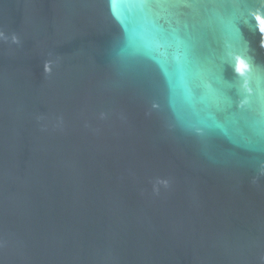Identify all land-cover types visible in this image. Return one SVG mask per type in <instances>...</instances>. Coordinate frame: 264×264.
<instances>
[{
	"label": "water",
	"instance_id": "obj_1",
	"mask_svg": "<svg viewBox=\"0 0 264 264\" xmlns=\"http://www.w3.org/2000/svg\"><path fill=\"white\" fill-rule=\"evenodd\" d=\"M146 2L0 0V264H264V0Z\"/></svg>",
	"mask_w": 264,
	"mask_h": 264
},
{
	"label": "snow or ice",
	"instance_id": "obj_2",
	"mask_svg": "<svg viewBox=\"0 0 264 264\" xmlns=\"http://www.w3.org/2000/svg\"><path fill=\"white\" fill-rule=\"evenodd\" d=\"M181 5L186 6V7H191V8H198L201 6H206V5H203L200 2V0H175V3L168 5V6L179 7ZM144 6L151 7V4L147 3L145 0ZM186 65L188 66V69L191 72L192 67H193V62L186 59ZM195 75L199 77L201 76V72L196 71ZM205 87L207 86L205 85ZM209 93L212 96L213 102L215 103L217 107H227V106H230L232 103H234V101H232L231 98L222 89H209ZM238 94L242 97H245V102H247V100L250 99V97L245 96V91L243 88L238 89ZM241 107H243V105H241Z\"/></svg>",
	"mask_w": 264,
	"mask_h": 264
}]
</instances>
